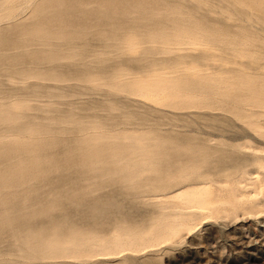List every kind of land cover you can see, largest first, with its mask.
Returning a JSON list of instances; mask_svg holds the SVG:
<instances>
[{"label": "rangeland", "instance_id": "rangeland-1", "mask_svg": "<svg viewBox=\"0 0 264 264\" xmlns=\"http://www.w3.org/2000/svg\"><path fill=\"white\" fill-rule=\"evenodd\" d=\"M99 1L0 0V264H264V0Z\"/></svg>", "mask_w": 264, "mask_h": 264}, {"label": "bare ground", "instance_id": "bare-ground-1", "mask_svg": "<svg viewBox=\"0 0 264 264\" xmlns=\"http://www.w3.org/2000/svg\"><path fill=\"white\" fill-rule=\"evenodd\" d=\"M68 1V0H66ZM102 2H104L103 0H101ZM99 1V2H101ZM107 1V0H106ZM110 1V0H109ZM70 3V2H69ZM49 4V3H48ZM54 4V3H53ZM67 11V10H66ZM70 13V12H69ZM74 13V12H73ZM76 15V13H75ZM38 144V143H36ZM40 146V145H39ZM22 147V146H21ZM31 148H28V146L26 147V149H33V146H30ZM36 147V146H35ZM34 147V148H35ZM24 149V148H21ZM39 149V148H38ZM28 150V152H29ZM37 150V149H36ZM27 151V150H26ZM32 151V150H31ZM34 151V150H33ZM7 155V154H6ZM56 164V163H55ZM54 166V165H53ZM52 166V168H54ZM57 166V165H55ZM61 165H59L60 167ZM45 167V166H44ZM4 170H6L5 168H3ZM2 169V172H3ZM56 169V168H54ZM16 171H12L10 169L5 171L3 174L0 175V187H8L9 189L12 187H15V185H17L19 183V179H22L24 177H27L29 175V171L28 168H22L19 167V169H15ZM41 170V169H40ZM50 170V168H49ZM48 170V172H49ZM1 171V169H0ZM36 171V170H35ZM1 172V173H2ZM40 172V171H39ZM42 175L44 174V171H41ZM51 172V170H50ZM47 173V172H46ZM38 175V174H37ZM36 176V174H35ZM29 177V176H28ZM24 180V179H23ZM23 182V181H22ZM72 182V181H71ZM74 184V182H72ZM76 183V182H75ZM21 184V183H19ZM18 184V185H19ZM60 186V185H59ZM58 187V186H57ZM78 192L75 195L70 196V200L75 204V207L81 212V219L86 223L91 225L96 231H100L103 229V227L106 225V221L112 219L110 214L112 210H119L121 207V204L117 203L114 199H88L87 196V191L83 190L82 188H78ZM1 191V190H0ZM4 192V191H3ZM2 192V193H3ZM75 193V192H74ZM72 193V194H74ZM6 203V202H5ZM4 204V203H3ZM7 205V204H6ZM10 205V204H9ZM16 206V205H15ZM8 208H10V210H12L11 208H15V207H10L8 206ZM14 211V210H13ZM75 211V210H74ZM61 213V212H59ZM66 213V212H65ZM33 215H35V213H32ZM7 215V214H5ZM14 215V214H13ZM31 215V214H30ZM55 215V214H54ZM57 215V214H56ZM17 216V215H16ZM68 216V214L66 215ZM66 216L62 215V218L59 217V219H54L51 221V229L54 232V234L56 236H61L63 238H69L65 243L68 244L67 246L64 247V250L69 251V245L71 244L72 240L75 236V232H73V230L70 228L69 224L67 223V219ZM13 217V216H12ZM20 217V216H19ZM17 217V218H19ZM29 218V217H28ZM34 216H31L29 219L23 221V225L26 228H33V223L35 221H33ZM21 220V218H20ZM22 221V220H21ZM112 222V221H111ZM18 223V222H17ZM22 223V222H21ZM111 224V223H110ZM16 225V224H15ZM19 226V225H18ZM22 226V225H21ZM6 227V226H5ZM20 228V227H19ZM23 228V227H22ZM4 230V229H3ZM4 235V234H3ZM68 253L65 252H60L57 256L55 257H68L69 255H67ZM58 264V263H57Z\"/></svg>", "mask_w": 264, "mask_h": 264}]
</instances>
